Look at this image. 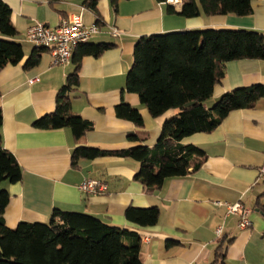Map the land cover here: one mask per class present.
Wrapping results in <instances>:
<instances>
[{
    "label": "crops",
    "instance_id": "obj_1",
    "mask_svg": "<svg viewBox=\"0 0 264 264\" xmlns=\"http://www.w3.org/2000/svg\"><path fill=\"white\" fill-rule=\"evenodd\" d=\"M1 1L11 10L10 21L17 32L9 40L21 44L23 50L20 63L0 71L2 144L22 170L20 182L0 185V190L9 195L3 214L5 226L14 229L19 222L47 223L57 208L136 233L141 264H264V218L256 208L258 198L264 195V182L257 180L264 166V97L251 109L230 112L211 133L185 138L181 144L194 145L203 152L201 167L186 177L166 180L151 194L135 181L139 164L134 160L81 159L76 169L70 163L71 153L78 146L103 150L138 145L152 148L164 120L176 114L168 111L152 118L138 96L124 90L134 44L140 37L205 29L249 30L264 36V0L252 1L249 16L195 18L178 15L182 0H120L116 9L109 0H95L98 23L84 6L90 0ZM72 14L81 15L85 26H99L88 43L113 45L98 57L81 59L78 88L70 94L71 109L89 122L91 129L78 142L69 128L43 131L32 126L54 111L56 94L72 72V62L65 67L53 65L46 50L39 54L35 67L24 68L35 48L26 41V30L37 23L56 27ZM110 29L120 35L113 36ZM254 85L264 87L263 60L227 62L207 104L233 89ZM120 103L139 111L143 127L115 116L114 108ZM130 135L140 141H130ZM87 179L99 181L105 191L98 195L82 193L78 186ZM260 202H264V196ZM224 203H241L248 211L251 227L239 229L238 217L228 214ZM154 206L159 209L155 226L141 228L124 216L128 207ZM168 242L174 244L167 247ZM218 249L223 258L217 256Z\"/></svg>",
    "mask_w": 264,
    "mask_h": 264
},
{
    "label": "trees",
    "instance_id": "obj_2",
    "mask_svg": "<svg viewBox=\"0 0 264 264\" xmlns=\"http://www.w3.org/2000/svg\"><path fill=\"white\" fill-rule=\"evenodd\" d=\"M120 0H109L116 9ZM164 3L166 0H156ZM253 0H182L178 15L183 18L204 16L237 17L252 13ZM98 23L96 1L84 2ZM11 10L0 0V71L23 59L21 44L9 39L17 36L10 21ZM113 45H79L72 56V72L55 98L51 114L35 120V129L50 131L69 128L78 142L91 129L71 109L70 94L78 88V71L85 56L98 57ZM45 49L34 48L24 68H33ZM239 60L264 61V36L249 30H181L140 37L134 44L132 63L125 76L124 90L138 96L152 118L168 111L176 114L164 120L160 136L152 148L143 145L122 150H103L78 146L70 158L71 168L81 159L128 158L139 164L134 177L151 194L168 179L183 178L196 172L205 160L203 152L181 142L194 134L214 131L223 119L236 110L251 109L264 97V87L254 85L233 89L219 97L210 108L204 103L223 78V66ZM118 119L143 127L139 111L120 103L114 108ZM2 112L0 107V129ZM129 140L140 141L135 135ZM22 170L15 157L4 149L0 132V185L21 181ZM264 196V195H263ZM261 196V197H263ZM258 198L257 210L264 218V202ZM9 195L0 190V264H141L140 238L126 229L109 226L90 215L54 208L47 223L19 222L14 229L5 226L3 214ZM124 216L130 223L147 228L157 224V207H128ZM125 241L128 244H125ZM172 242L167 243V247ZM217 256L223 258L219 249Z\"/></svg>",
    "mask_w": 264,
    "mask_h": 264
},
{
    "label": "built area",
    "instance_id": "obj_3",
    "mask_svg": "<svg viewBox=\"0 0 264 264\" xmlns=\"http://www.w3.org/2000/svg\"><path fill=\"white\" fill-rule=\"evenodd\" d=\"M169 1V0H168ZM99 31V26L96 24L85 26L82 22V16L72 14L62 19L56 27H48L44 24L37 23L29 27L25 32V39L28 43L37 49H45L49 52L52 58V64L61 67L67 66L73 56L75 49L96 35ZM113 36H119L120 33L115 29H110ZM30 80L29 83H32ZM259 182H264V166L259 169ZM105 185L96 180H83L78 189L87 195H98L105 191ZM222 205V203H216ZM228 214L238 217V227L241 230L251 227V222L248 218V211L241 203L228 204L224 203ZM220 230L216 231L218 235Z\"/></svg>",
    "mask_w": 264,
    "mask_h": 264
},
{
    "label": "rangeland",
    "instance_id": "obj_4",
    "mask_svg": "<svg viewBox=\"0 0 264 264\" xmlns=\"http://www.w3.org/2000/svg\"><path fill=\"white\" fill-rule=\"evenodd\" d=\"M204 105H205L206 108H210V107L213 106V103H211V104H207V101H206V102L204 103Z\"/></svg>",
    "mask_w": 264,
    "mask_h": 264
}]
</instances>
